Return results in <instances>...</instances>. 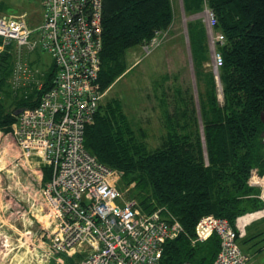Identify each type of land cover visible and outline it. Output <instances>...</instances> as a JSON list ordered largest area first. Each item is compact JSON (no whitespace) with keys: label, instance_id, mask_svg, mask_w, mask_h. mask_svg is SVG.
<instances>
[{"label":"trees","instance_id":"16d2710c","mask_svg":"<svg viewBox=\"0 0 264 264\" xmlns=\"http://www.w3.org/2000/svg\"><path fill=\"white\" fill-rule=\"evenodd\" d=\"M204 2L215 15L214 32L224 37L216 45L223 61L222 104L209 70L205 93L198 90V106L190 87L176 91L172 113L162 101L167 132L154 150L145 142L144 131L134 130L118 99L100 103L94 123L85 131L86 150L121 173L126 185H133L131 192L143 211L164 208L182 225L184 233L165 244L160 264H212L219 241L212 236L192 245L198 220L213 215L233 225L238 217L264 208L256 183L264 176V0H183L185 13H199ZM173 19L171 0H103L98 77L102 92L127 72V51L169 29ZM187 31L197 81L205 76L203 62L209 61L205 26L189 23ZM10 48L0 52V95L5 93L10 102L7 109L0 100L4 134L11 132L16 112L36 106L55 74L53 66L42 89L27 98L11 97ZM43 173L45 184L50 169L43 167Z\"/></svg>","mask_w":264,"mask_h":264},{"label":"built area","instance_id":"2783aa9c","mask_svg":"<svg viewBox=\"0 0 264 264\" xmlns=\"http://www.w3.org/2000/svg\"><path fill=\"white\" fill-rule=\"evenodd\" d=\"M42 6V23L35 29L23 17L0 16V52L14 48L9 79L14 95L32 85L38 91L43 87L37 80L40 72L28 61L37 48L51 56L55 68L51 88L34 108L16 112L10 133L22 159L38 169L40 179V169H50L49 181L40 186L46 203L36 248H48L45 253L54 264H160L165 244L184 233L182 225L164 208L148 213L136 199L124 197L117 184L121 173L99 162L84 146L86 128L94 123L105 95L98 83L103 0H43ZM201 12L214 32L215 15L205 2ZM164 36L156 32L143 42L144 56ZM215 36L216 45L224 42L222 34ZM222 63L215 46L212 73L219 95ZM263 177L256 183L264 203ZM248 216L253 217L239 223ZM261 218L264 208L238 217L233 225L225 218L203 216L194 227L192 245L216 236L219 250L212 264H248L250 257L240 248L238 236Z\"/></svg>","mask_w":264,"mask_h":264},{"label":"rangeland","instance_id":"374dc122","mask_svg":"<svg viewBox=\"0 0 264 264\" xmlns=\"http://www.w3.org/2000/svg\"><path fill=\"white\" fill-rule=\"evenodd\" d=\"M171 1L174 19L169 29L164 31L165 36L160 39L158 47L148 56H144L141 45L128 50L126 60L130 67L129 70L104 91L105 95L100 102L103 104L112 99L121 101L124 112L134 130L136 132L139 129L144 131L145 142L150 150L160 146L167 132L161 110L162 101H164L167 111L172 113L175 103L173 97L176 91L184 92L187 87H190L198 106V90L201 94L205 93L207 74L209 70L214 72L212 56L215 52L216 42L213 37L216 33L214 34L211 28H207L205 14L200 11L193 15H187L183 8V0ZM23 14L26 15L28 23L36 22L40 18L39 0H0V16L9 17ZM199 22L206 26L209 61H204L202 64L203 73L201 74H205V76L199 77L196 81L187 25ZM10 47V54L14 60V48ZM29 66L33 70L38 68L47 79L53 67V61L49 54L43 53L37 48L29 54ZM214 80L217 84L215 77ZM8 86L11 97L15 98L9 82ZM217 99L222 104V94L218 93ZM0 100L4 101L3 104L8 109L7 104L10 102L5 93L0 95ZM10 133L4 134L0 131V239L2 238L8 243L11 253L20 255L22 251H27L28 254L35 255L38 252V257L37 255L36 257L39 258L41 264H54L49 255L45 253L48 248L37 250V242L34 240L39 234V228L44 223V221L41 223L43 220V211L41 210L45 208L46 202L39 189L43 180V169H40L42 170L41 180L38 169L31 168L29 163L27 164L22 159ZM117 184L124 197L134 198L138 202L134 191L131 192L132 184L126 185L122 178L117 181ZM246 237V234L238 236V240ZM8 263L7 257L0 253V264ZM33 263L37 264L36 261Z\"/></svg>","mask_w":264,"mask_h":264},{"label":"crops","instance_id":"0c3cea01","mask_svg":"<svg viewBox=\"0 0 264 264\" xmlns=\"http://www.w3.org/2000/svg\"><path fill=\"white\" fill-rule=\"evenodd\" d=\"M42 2L43 0H39V6H40V18L38 20H36V22H31L28 23L26 21V15H11L13 17H23L28 25V27L30 29H35L37 28L43 19V6H42ZM28 61H29V57H28ZM129 66H128V70H129ZM37 70L40 72V74H38L37 76V80L40 83H44L45 81V77L43 76L44 74L37 68ZM12 72V71H11ZM34 86V87H33ZM38 91V89L36 88L35 85H32V87L27 88L25 91H21L19 92V94L14 95L16 98H20L22 97V93H26L27 96H29L32 92ZM35 166V165H34ZM41 186V185H40ZM39 186V189L41 188ZM41 193V192H40ZM44 209H42L41 211H43ZM42 221L41 223H43L44 221V211H43V216H42ZM40 223V221H39ZM41 229V228H39ZM245 234H246V238L239 240V245L241 247V249L243 250L244 253H246L249 257H250V261L248 264H264V218L261 219H257L254 222H252L251 224H249L247 226V228L245 229ZM259 235V236H258ZM256 237V238H254ZM254 238L250 241L247 242V240ZM19 240V239H18ZM36 240V239H34ZM0 253L3 254L4 257H7V261L12 264V262H14V264H35L33 263V261H36L37 264H41L39 261V258L37 253H32L35 255H30L28 254V252H23L21 249H19V251L21 250V254L18 255V253H11V250H9L8 248V243L6 241H3V239H0ZM38 250V248H37ZM25 253V254H24ZM12 254V255H11ZM24 255V257H22ZM37 255V257H36ZM14 258L13 260L10 258ZM22 262V263H21ZM8 263V264H9Z\"/></svg>","mask_w":264,"mask_h":264},{"label":"bare ground","instance_id":"6f19581e","mask_svg":"<svg viewBox=\"0 0 264 264\" xmlns=\"http://www.w3.org/2000/svg\"><path fill=\"white\" fill-rule=\"evenodd\" d=\"M251 217H253V216L244 217V218H242V219L239 220V223L242 224L243 222L247 221Z\"/></svg>","mask_w":264,"mask_h":264},{"label":"water","instance_id":"95a60500","mask_svg":"<svg viewBox=\"0 0 264 264\" xmlns=\"http://www.w3.org/2000/svg\"><path fill=\"white\" fill-rule=\"evenodd\" d=\"M262 122L264 123V115L261 116ZM264 137V134H263Z\"/></svg>","mask_w":264,"mask_h":264}]
</instances>
